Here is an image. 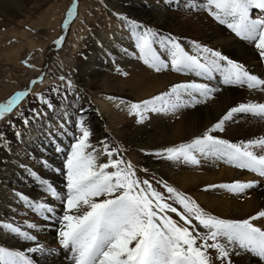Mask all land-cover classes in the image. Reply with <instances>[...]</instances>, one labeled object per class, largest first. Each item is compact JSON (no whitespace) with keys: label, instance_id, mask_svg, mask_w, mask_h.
<instances>
[{"label":"snow or ice","instance_id":"6c2138e0","mask_svg":"<svg viewBox=\"0 0 264 264\" xmlns=\"http://www.w3.org/2000/svg\"><path fill=\"white\" fill-rule=\"evenodd\" d=\"M163 4L169 8L175 5L177 11L183 8L206 12L240 41L253 46L258 61L264 64V0H163ZM77 7L78 0H72L63 20L64 29L76 16ZM112 15L134 42L135 51L121 48L122 52L155 73L172 71L200 78L172 83L165 91L137 101L107 97L118 100L117 107L123 105L137 124H142L150 113L175 116L181 109L205 104L215 98L222 86L239 85L264 91V78L253 74L229 54L196 39L187 40L190 48L187 50L180 37L122 12L114 11ZM64 38L61 35L53 41L57 48ZM115 71L125 77L129 75L118 64ZM58 80L61 83L51 85L49 91L60 95L62 103L68 102L60 114L63 123L50 124L39 131L55 145V152L61 154L62 166L54 167L48 160L40 163L63 177V189L58 191L48 179L20 164L19 167L40 185L43 195L31 198L20 191L11 193L14 200L31 213L52 222L58 244L48 247L41 243L34 234L42 230L41 225L34 221L25 219L18 223L14 216L0 219V232L32 244L25 250L0 246V264H36L29 255L33 253L44 257V264H49L50 258L54 264L61 251L69 264H237V259L243 264L248 255L264 261V227L254 223L264 218V209L244 219L222 218L167 180L154 174L152 180L141 178L138 171L147 174L149 169L138 168L126 159V149L120 141L111 135L96 143L91 141L93 132L83 115L84 108L77 109L74 103L82 99V90L77 89L71 75L59 76ZM37 82L43 83V75L0 102V121L13 113L29 94L37 102V107L30 110L32 115L16 112L25 127L30 126L32 120H39L45 109L56 111L57 105L47 93L32 92L31 86ZM69 108L75 110L74 118ZM238 115L264 120V102L237 103L228 107L200 135L179 144L154 150L141 148L140 151L157 159L194 166H199L202 159L223 161L254 173L252 179L206 184L203 188V191L225 190L242 196L264 184V135L232 142L214 134L224 132L226 124ZM7 123L16 127L11 120ZM56 133L69 142L66 145L58 142ZM23 135L20 130L15 132L17 138ZM0 145L11 151L3 132H0ZM49 197L59 203V212L56 203L48 202Z\"/></svg>","mask_w":264,"mask_h":264},{"label":"bare ground","instance_id":"6f19581e","mask_svg":"<svg viewBox=\"0 0 264 264\" xmlns=\"http://www.w3.org/2000/svg\"><path fill=\"white\" fill-rule=\"evenodd\" d=\"M38 1L45 5L52 0H0V27L11 26V29L3 34V37L9 41L16 39L15 42L10 43L13 50L8 62L6 64L0 63V101L9 92L17 90L21 86L24 90L31 80L41 75H43V83L37 82L31 88L33 90L39 89L48 83V78L40 68L43 59H45L44 51L49 41L59 33L60 21L71 0H60L58 7H52L50 13L45 9V19L37 24L29 21L28 14L36 7H29V4ZM104 1L107 2L106 6L111 11L110 13L122 12L132 19L143 21L166 33H169V29L175 30L171 34L180 37L181 43L185 45L187 50H190L187 40H189L188 35H191L201 43L229 54L231 58L244 63L253 74L264 78V64L258 61L253 46L245 41H240L225 26L211 21L206 14L200 18L201 20L195 22L196 25L193 22L184 24V22H179L177 11L164 6L162 0ZM90 2L91 0L80 1L78 17L74 19L70 27L68 39L61 48V52L66 55L71 66L76 67L78 80L86 87L92 100L99 107L96 112L87 113L89 103H87L86 98L82 97V99L74 102L75 108H77L79 101L86 102V105L82 106L84 108L83 115L93 132L91 141L96 143L97 139L100 140L104 136L114 133L117 139L120 138L119 141L125 144L126 155L134 165L138 168H148L149 176L153 177L154 174L157 178L167 180L177 189L193 196L202 207L222 218L244 219L254 215L256 211L264 209V184L254 190H249L242 196H236L225 190L203 191L206 184L230 182L235 179H252L255 178L254 173L235 168L223 161L202 159L199 166H194L157 159L140 151L141 148L154 150L179 144L193 136L200 135L205 128L223 115L228 107L247 100L264 102V91L249 90L247 87L239 85L222 86V90L215 94V98L205 104L197 105L195 108L181 109L175 116L150 113L141 126H136L135 118L128 115L126 108L123 105L117 107L119 101L109 100L107 97L137 101L165 91L172 83L192 79L199 80L200 78L172 71L155 73L138 59L122 52L121 48H126L129 52L135 51L134 42L130 39L129 34L112 14L109 15L108 12L106 17V12L101 11L102 13H100L99 7L102 4H95L96 2L92 1L95 11L89 10L87 6ZM91 11L93 21L96 20L98 23L92 25L93 31H87L85 26L89 23L88 14L91 15ZM49 23L54 25L53 29L48 27ZM192 25L197 26V33H192L194 29ZM83 35L86 37H83L81 44L85 42L87 37H90L91 41L88 42L91 48H89V53L84 55L83 61L76 63L71 54ZM3 39L1 37L0 42ZM69 44L74 45L72 51L68 49ZM29 54H32L31 60L27 59ZM26 59L28 60L27 63L34 65V67L26 68L24 65L27 66V64L23 65L19 62ZM116 64L129 75L125 77L117 73L115 71ZM62 105L59 114L65 110V105ZM120 108L123 110V114ZM68 111L73 114L74 118L75 110L69 108ZM125 120L126 122H124ZM38 122L39 120L30 127H25L22 124V129L19 130L24 133L23 138H17L13 129L3 128V133L11 139L9 144L11 151L0 145V219H12L14 216L18 223H22L25 219L34 221L41 225L42 230L34 233L38 236L39 241L48 247H56L58 240L56 228L52 226V222L37 217L14 200L11 195L13 190L23 192L31 198H38L43 195L40 185L32 189L28 187V179L25 178L27 177L25 176L26 171L19 167L20 164L29 167L30 164L39 165L41 160H48L53 166H62V162L52 156L58 154L52 152L55 145L49 143L39 131L41 128H47V121L42 126H39L40 122ZM103 122H106L105 129L109 133L103 129L99 131L100 135L96 136L98 126ZM58 123H63V121ZM49 124L51 123L49 122ZM68 128L69 131L72 130L71 125ZM28 132L32 133L31 137ZM214 134L232 142L252 139L264 135V123L250 115H238L234 121L226 124L224 132ZM56 139L58 142H63L64 145L69 142L59 133H56ZM13 172L16 174V178L11 177ZM49 172L45 175L46 179L52 182L58 191L62 190L65 183L63 177ZM139 175L143 177L144 174L139 172ZM47 199L48 202L56 203L59 212L61 207L59 203L52 201L50 197ZM254 223L264 227V218H258ZM0 246L25 250L32 244L0 232ZM29 255L36 261V264H44V257L39 253ZM49 264H52L51 258ZM54 264H69L63 251L55 258ZM237 264H241L239 259H237ZM243 264L264 263L259 258L248 255Z\"/></svg>","mask_w":264,"mask_h":264},{"label":"rangeland","instance_id":"374dc122","mask_svg":"<svg viewBox=\"0 0 264 264\" xmlns=\"http://www.w3.org/2000/svg\"><path fill=\"white\" fill-rule=\"evenodd\" d=\"M80 1H84V0H78L77 14L74 17V19H76L78 17V13H79L78 11H79V3H80ZM92 1L96 2L95 4H97V3L102 4L99 7L100 13H102L103 11L106 12V17L108 16V14H107L108 12H109V15L112 14V13H110L111 11H109L107 9V7H105V5L107 4V2H105L104 0H91L90 4L87 6V8L89 10H92V11L94 10L95 11V6H94V4H93ZM116 1L117 0H113V2H116ZM149 1H151V0H149ZM71 2H72V0H71ZM71 2H70V4H71ZM59 3H60V0H52L51 2L46 3L45 5L42 2H39V1L38 2H32V3H30L29 4V7H32V6L33 7L36 6V7L33 9V11L30 14H28L29 15L28 16L29 21L30 22H33V23L39 24L41 21H43L45 19V9H47V11L50 13L51 10L53 9L52 7L57 8L58 5H59ZM70 4L67 6V8L70 6ZM50 5H51V7H50ZM170 9L175 10V5H173ZM66 11H67V9L65 10L64 16H63V18H62V20L60 21V24H59L60 25L59 26V33L57 34L56 37H54L53 39H51L49 41L48 45L45 48L44 55H43L45 59H43L44 60L43 61V64H42L43 67L41 66L40 68H42V70L45 73V76L48 78V83L45 84L44 86H41L39 89H35V90L32 89V92L33 93H35V92H45V93H47L53 99V102L57 105V109H56L57 111L56 112H53V111L48 110V109H45L44 114L39 119V122H40L39 126H42V124L45 121H47V123H48L47 125H50L49 122L51 124H55V123H58V122L61 121L60 120V114L58 113L59 112V109L63 107L62 104L66 105L68 102L67 101H64L62 103V97L60 95H57L56 93L50 92L49 89H50L51 85L61 83L58 80V77L59 76H62V75L63 76H66V77L69 76V75H71V78H72L74 84L76 85L77 89L82 90V93H81L82 97L83 98H86L87 99V103H89L88 104L89 106L87 108V113H89V112H93L94 113V112H96V110L99 109V107L97 106V103L92 100V97H91L90 93H88L86 87L82 84V82H80L78 80V71H77L76 67L75 68L72 67L71 64H70V62H69V60L66 59V55H64L61 52V48L63 47L64 43L68 39L69 30H70V27L72 26V23L74 21V19H72L70 21V24H69V26H68L67 29H64L62 27L63 20L65 18ZM92 11H91V15H90V13L88 14V16H89L88 17L89 18V23L85 26V28H86L87 31H89V30L93 31V29H91L92 28V25H94L96 22L98 23V21H96V20L93 21V18L91 17L92 16ZM175 11H177V10H175ZM177 13H178L179 22H184V24H187L188 22H193L194 25H196L195 22H197L198 20H201L200 18H202V16L204 14L208 15L206 12H202V11L201 12L185 11L183 8H181L179 11H177ZM255 14L256 13L254 12L253 13V16H255ZM209 18H210L211 21H214V20H212L211 17H209ZM194 25H192L194 27L192 33H197L198 32L197 31V26L195 27ZM48 27L50 29H53L54 28V25L52 23H49ZM10 29H11V26H3V27H0V38L1 37L4 38L0 42V63H4V64H6V62H8V59L10 58L11 52L13 50L11 48L12 45L10 43L11 42H15V40H16V39H14V41H9L8 39H5L6 37H3V34L6 33ZM29 31H30V28H29ZM168 32L169 33H174L175 30L169 29ZM176 33H178V32L176 31ZM61 35H63L65 38L62 41L61 46L59 48H57L56 45L53 43V41L56 38H58L59 36H61ZM83 37H86V36H84V35L81 36L80 42L78 43L77 47L75 48V50L71 54V56L74 57L76 63H78L80 61L82 62L84 55L88 54L89 53V48H91L90 47V43L88 42V41H91L90 37H87V39L85 40V42L83 44H81V41L83 40ZM11 38H13V37H11ZM188 39L191 40V39H195V38L192 37L191 35L190 36L188 35ZM73 46L74 45H72V44H69L68 45L69 51H72L73 50ZM27 59L28 60H31L32 59V54H29L27 56ZM27 59L26 60H21L19 62H21L24 65L25 64L24 61H28ZM24 66L26 68H29L26 65H24ZM21 90H22V86L19 87V88H17V90H13V91L9 92L6 95V97L4 99H2L0 102H3L5 100H7L13 93H15L16 91H21ZM70 99H71V97H70ZM83 105H86V102L79 101L77 103V109L80 108ZM34 107H37V102H36L34 96L32 94H29L27 97H25L20 102L19 107L16 110H14L13 113H11L8 116H6L5 120L0 121V132H3V130H4L3 128L4 127L9 128V129H13L14 132H16L19 129L21 130L22 129V127H21L22 126V121L16 115V112L17 111H22L25 114V116H29L31 114V111L30 110L32 108H34ZM121 111H119V112H121L123 114L124 112H123L122 109H121ZM52 113H54V114H52ZM256 119L259 120L261 123H264V120L259 119V118H256ZM7 120H11L12 123L16 127L15 128L11 127L7 123ZM35 122L37 123V120H32L30 126L33 125ZM124 122H126V120ZM105 123L103 122L102 124H100L98 126V129L96 131L97 134H95L96 136H99L100 135V132L99 131H101V130H103V129L106 128V125L107 124H105ZM119 124L121 126H123L120 122H119ZM141 125L142 124H136V126H141ZM30 126H28V127H30ZM107 132H108V130H107ZM110 134L112 135V137H114L116 140L119 141L120 138L117 139V136L114 133L113 134L110 133ZM28 135L31 137L32 136V133L31 132H28ZM34 135H36V134H34ZM38 135H36V136H38ZM4 138L9 142V144L11 143V139L7 138V136H6L5 133H4ZM98 140L99 139H97V141ZM120 143L123 144L124 148L126 149L125 144L122 141H120ZM52 152L54 153L55 152V149ZM52 156H54V158L55 157L58 158L62 162V156H61V154H53ZM124 156H125L126 159L130 160L128 158V156L126 155V151L124 153ZM29 167L32 168L34 171H36L42 178H46L45 175L49 171H50L49 173H52V174L54 173L55 175L61 176L58 173H55V172H53V171H51L49 169L43 168L42 165H41V163L39 165L30 164ZM54 167H59V166H54ZM143 174H144L143 177L140 176L139 175V171H138V175L141 178H147V179L152 180L153 177L149 176L148 173L147 174L143 173ZM25 176H27L25 178L28 179L27 185H28L29 188L32 189V188H35V187L39 186V184L36 181H34V179L32 177H30L27 172L25 173ZM11 177L12 178L13 177L16 178V174L14 172L11 173ZM174 218H177V217L174 216ZM262 263H264V261H262Z\"/></svg>","mask_w":264,"mask_h":264}]
</instances>
